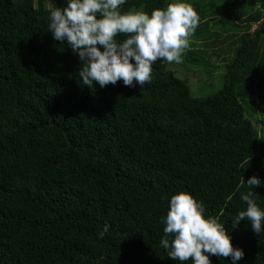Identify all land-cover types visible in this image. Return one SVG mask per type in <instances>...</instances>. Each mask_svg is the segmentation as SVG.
I'll return each mask as SVG.
<instances>
[{
    "label": "trees",
    "instance_id": "1",
    "mask_svg": "<svg viewBox=\"0 0 264 264\" xmlns=\"http://www.w3.org/2000/svg\"><path fill=\"white\" fill-rule=\"evenodd\" d=\"M170 1L119 10L151 14ZM67 3L0 0V264H194L160 243L181 191L223 223L244 252L236 264H264V221L256 234L232 219L248 191L264 211V0L194 1L204 28L182 61L221 80L198 96L162 59L143 86L83 85L78 52L48 29ZM252 176L261 183L251 189Z\"/></svg>",
    "mask_w": 264,
    "mask_h": 264
},
{
    "label": "clouds",
    "instance_id": "2",
    "mask_svg": "<svg viewBox=\"0 0 264 264\" xmlns=\"http://www.w3.org/2000/svg\"><path fill=\"white\" fill-rule=\"evenodd\" d=\"M124 3L125 0H69L63 9L50 11L48 29L54 39L61 44L66 40L83 62L78 73L83 85L91 88L97 82L105 87L122 80L125 86L132 87L135 80L143 86L151 80L154 62L162 59L179 64L190 47V37L200 22L190 3L173 0L166 8L153 9L151 14L142 10L121 13ZM118 34H127L128 38L117 43ZM97 45H102L103 51ZM246 183L252 189L261 181L252 176ZM255 195L253 191L241 193L247 208L232 219L233 227L247 220L254 233L259 234L264 211L253 199ZM169 204L165 237L160 242L168 250V257L181 262L191 259L194 264H211L206 253L231 257L233 264L243 258V250L233 247L223 223L205 218L202 205L190 193L174 194ZM108 229L106 224L98 233L99 238ZM169 234L173 236L171 241Z\"/></svg>",
    "mask_w": 264,
    "mask_h": 264
},
{
    "label": "rangeland",
    "instance_id": "3",
    "mask_svg": "<svg viewBox=\"0 0 264 264\" xmlns=\"http://www.w3.org/2000/svg\"><path fill=\"white\" fill-rule=\"evenodd\" d=\"M194 1L197 0H184L186 3H190L194 8L196 7L194 5ZM69 2V0H68ZM173 2V0L170 1V3ZM210 3V0H200V8L202 7H207V5ZM134 10H141V7L134 9ZM195 10L198 12L199 10L195 8ZM203 23V20H201L195 30H200L201 28L203 29L204 26L202 27L201 24ZM209 25V24H208ZM257 22L253 23L250 28V32H252L256 27H257ZM201 29V31H202ZM196 31L191 35L190 37V43L193 42H200L201 38L198 36V34H195ZM198 37V38H197ZM196 46H191L185 50L183 54H186V52L190 49L195 48ZM203 50H205L203 48ZM209 52V51H208ZM231 53H228L225 56V61L228 60L229 56ZM223 60V59H222ZM225 61L223 62H217V64L220 66V68L224 65ZM166 66L169 68L173 69L174 74L177 77L180 78H185V80L188 82L189 85V90L191 95L193 96H198V95H205L210 92H212L215 88L219 87L220 85V78L216 76L217 73L212 72V73H205V72H198L197 70H194L193 68H190L189 65H186L183 63V61L179 64L177 63H166ZM220 72L221 70L218 69ZM222 72H220V75Z\"/></svg>",
    "mask_w": 264,
    "mask_h": 264
}]
</instances>
